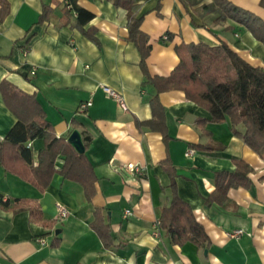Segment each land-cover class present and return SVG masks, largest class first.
<instances>
[{
  "label": "crops",
  "instance_id": "crops-1",
  "mask_svg": "<svg viewBox=\"0 0 264 264\" xmlns=\"http://www.w3.org/2000/svg\"><path fill=\"white\" fill-rule=\"evenodd\" d=\"M5 1L0 83L8 81L32 95L56 137L66 139L73 129L82 140L89 136L84 152L97 179L88 200L79 183L58 172L40 191L0 162V197L10 202L0 203V264H264V154L234 134L228 118L212 121L210 113L181 90L158 95L162 130L137 126V121L152 118L150 99L156 91L146 81L137 47L127 39L126 10L114 0H77L93 13L78 27L65 0ZM229 1L264 20V0ZM133 2L151 44L149 75L171 72L179 60L174 46L180 42L224 41L250 64L264 68L263 44L231 19L213 21L215 13L201 8L211 0L194 5L181 0ZM103 86L118 91L126 109ZM87 100L91 104L81 109ZM16 121L0 92V142ZM23 146L37 165L43 139H29ZM188 150L192 152L185 155ZM164 159L172 164L173 179L160 164ZM235 159L250 167L249 184L230 187L222 202L212 200L216 174L234 171ZM129 163L140 172L128 170ZM62 165L63 156H58L55 168ZM172 180L203 225L207 246L173 243L157 225L170 202ZM56 203L68 210L65 218L58 217ZM35 206L39 219L31 216L30 207ZM96 210L110 227L109 247L91 228ZM236 229L242 233L230 236Z\"/></svg>",
  "mask_w": 264,
  "mask_h": 264
},
{
  "label": "trees",
  "instance_id": "trees-1",
  "mask_svg": "<svg viewBox=\"0 0 264 264\" xmlns=\"http://www.w3.org/2000/svg\"><path fill=\"white\" fill-rule=\"evenodd\" d=\"M65 8L73 10L78 27H82L93 13L78 6L77 0H65ZM183 4L194 5L202 0H181ZM116 6L126 10L128 31L127 39L134 43L140 53V67L146 78L155 87V94L150 99L152 118L137 121L139 128L148 127L162 130L164 111L158 95L163 91L181 90L185 97L205 108L214 122L229 119L233 133L259 155L264 154V68L250 64L226 42L215 45L204 42H180L174 46L178 63L166 76L149 75L146 60L151 50L148 35L141 29L142 16L134 13L133 0H114ZM205 13H215L213 21L231 19L246 28L252 36L264 46V20L253 12L239 7L229 0H211L202 4ZM8 5L0 0V20L6 15ZM96 40L94 35H89ZM0 92L4 103L15 114L17 121L0 142V162L4 167L31 183L38 190H44L53 174L58 172L63 178L79 183L88 200L95 193L94 183L97 179L94 168L85 152H77L64 137H56L51 124L46 120L39 103L32 95L26 94L8 81L0 83ZM244 130L240 132L237 126ZM40 137L44 146L38 152V163L32 165L31 150L23 143ZM164 137V136H163ZM90 137L83 138L84 147ZM191 147L201 148L198 144ZM210 149L209 147H202ZM63 156V165L57 170L55 160ZM234 171H220L216 174L215 189L211 199L222 202L227 190L235 186L249 184L250 167L241 159H235ZM161 166L173 179L175 171L169 159L161 161ZM171 168V170H170ZM175 182L170 183L171 199L161 210L159 227L163 229L171 242L183 244L190 241L198 247L209 244V238L203 225L196 219L190 205L176 193ZM210 199L207 200L209 202ZM8 206V200H2ZM20 209V207L16 208ZM15 209V211H16ZM31 216L40 218L38 207H30ZM91 228L101 239L105 247L112 244V235L108 224L98 210Z\"/></svg>",
  "mask_w": 264,
  "mask_h": 264
},
{
  "label": "built area",
  "instance_id": "built-area-1",
  "mask_svg": "<svg viewBox=\"0 0 264 264\" xmlns=\"http://www.w3.org/2000/svg\"><path fill=\"white\" fill-rule=\"evenodd\" d=\"M103 91L108 96H110L113 99H115L119 103L121 108L126 109V106H125V103L123 101V98H122L121 94L118 91H116V90H114V89H112V88H110L108 86H103ZM90 104H91V100H87V101L81 103L80 108L83 109L86 106H89ZM28 145H30V144H28ZM191 152H192L191 150H188L185 153V155H189ZM125 167L128 170L132 171V172H140V167L138 165H134V164L129 163V164H126ZM56 208H57V212H58V217L59 218H65L68 215V210L66 209V207L64 205H62L60 203H56ZM124 212L129 214V210L128 209H126ZM157 225L159 226V223H157ZM241 233H242L241 229H236V230L232 231L229 235L230 236H237V235H239ZM38 241H39L40 244H45V240L43 238H39Z\"/></svg>",
  "mask_w": 264,
  "mask_h": 264
},
{
  "label": "water",
  "instance_id": "water-1",
  "mask_svg": "<svg viewBox=\"0 0 264 264\" xmlns=\"http://www.w3.org/2000/svg\"><path fill=\"white\" fill-rule=\"evenodd\" d=\"M66 140L72 145V147L79 153L85 151L84 143L80 132L77 129H73ZM206 251V250H205Z\"/></svg>",
  "mask_w": 264,
  "mask_h": 264
}]
</instances>
